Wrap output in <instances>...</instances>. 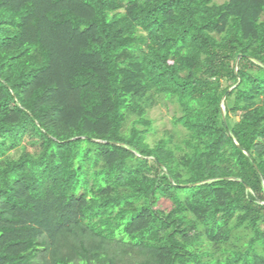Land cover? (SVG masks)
<instances>
[{
  "label": "trees",
  "instance_id": "16d2710c",
  "mask_svg": "<svg viewBox=\"0 0 264 264\" xmlns=\"http://www.w3.org/2000/svg\"><path fill=\"white\" fill-rule=\"evenodd\" d=\"M0 264H264V0H0Z\"/></svg>",
  "mask_w": 264,
  "mask_h": 264
},
{
  "label": "rangeland",
  "instance_id": "374dc122",
  "mask_svg": "<svg viewBox=\"0 0 264 264\" xmlns=\"http://www.w3.org/2000/svg\"><path fill=\"white\" fill-rule=\"evenodd\" d=\"M218 3H223L225 0H217ZM176 115L175 107L166 101H160L153 109L150 110V117L154 121L155 133L150 137V141L161 139L166 136H171L176 133L173 126V118Z\"/></svg>",
  "mask_w": 264,
  "mask_h": 264
},
{
  "label": "water",
  "instance_id": "95a60500",
  "mask_svg": "<svg viewBox=\"0 0 264 264\" xmlns=\"http://www.w3.org/2000/svg\"><path fill=\"white\" fill-rule=\"evenodd\" d=\"M239 61V60H238ZM238 63V62H237ZM223 117H224V120H225V108L223 107Z\"/></svg>",
  "mask_w": 264,
  "mask_h": 264
}]
</instances>
